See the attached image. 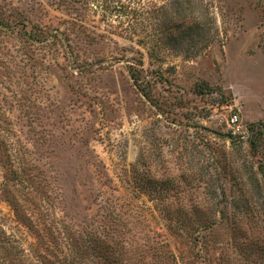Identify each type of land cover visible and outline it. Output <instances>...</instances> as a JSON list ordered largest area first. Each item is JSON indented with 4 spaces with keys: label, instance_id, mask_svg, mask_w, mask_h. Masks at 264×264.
<instances>
[{
    "label": "rangeland",
    "instance_id": "obj_1",
    "mask_svg": "<svg viewBox=\"0 0 264 264\" xmlns=\"http://www.w3.org/2000/svg\"><path fill=\"white\" fill-rule=\"evenodd\" d=\"M260 129L264 0H0V264L102 220L134 264H264Z\"/></svg>",
    "mask_w": 264,
    "mask_h": 264
},
{
    "label": "trees",
    "instance_id": "obj_2",
    "mask_svg": "<svg viewBox=\"0 0 264 264\" xmlns=\"http://www.w3.org/2000/svg\"><path fill=\"white\" fill-rule=\"evenodd\" d=\"M133 76V75H132ZM134 82L138 84L137 77ZM141 84V83H140ZM141 90L145 86L137 85ZM142 86V87H141ZM255 127L251 125L250 128ZM264 134V132L260 129ZM253 141L250 145H253ZM197 227L192 230H186V236L190 239L194 246L198 249L195 257H208V244L212 241L214 235L213 230H208V214H198L194 218ZM170 228H173L170 227ZM171 236H182L181 232L176 230V227L170 231ZM114 232L110 227L108 221H98L86 227L79 228L76 225H70L66 236L67 249L65 252V259L63 264H134L131 262L126 253V248L121 246L119 257H115L116 243L113 242ZM168 251L165 252L163 258H167L169 263L164 264H178L179 258L176 257V250L170 249L171 243L166 242ZM135 247L127 248L128 252H132ZM206 259V258H205ZM143 264V263H142ZM148 264V263H146ZM152 264H163L154 262ZM208 264V261L207 263Z\"/></svg>",
    "mask_w": 264,
    "mask_h": 264
},
{
    "label": "built area",
    "instance_id": "obj_3",
    "mask_svg": "<svg viewBox=\"0 0 264 264\" xmlns=\"http://www.w3.org/2000/svg\"><path fill=\"white\" fill-rule=\"evenodd\" d=\"M237 123H238V118H237V116H236V115L232 116V117L230 118V121H229V126H230L231 128L236 127V126H237ZM236 130H238L237 127H236Z\"/></svg>",
    "mask_w": 264,
    "mask_h": 264
}]
</instances>
